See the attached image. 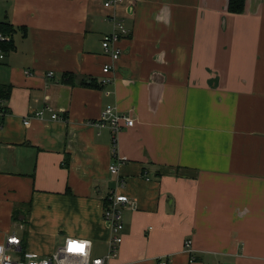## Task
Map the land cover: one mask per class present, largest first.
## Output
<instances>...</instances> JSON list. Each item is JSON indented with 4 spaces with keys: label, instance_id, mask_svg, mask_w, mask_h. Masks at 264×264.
<instances>
[{
    "label": "crops",
    "instance_id": "0c3cea01",
    "mask_svg": "<svg viewBox=\"0 0 264 264\" xmlns=\"http://www.w3.org/2000/svg\"><path fill=\"white\" fill-rule=\"evenodd\" d=\"M106 1L0 0L17 28L0 60V242L19 228L41 255L68 236L105 254L122 179L133 202L112 264H264V0ZM45 105L60 118L36 116ZM108 105L135 124L91 125Z\"/></svg>",
    "mask_w": 264,
    "mask_h": 264
},
{
    "label": "built area",
    "instance_id": "2783aa9c",
    "mask_svg": "<svg viewBox=\"0 0 264 264\" xmlns=\"http://www.w3.org/2000/svg\"><path fill=\"white\" fill-rule=\"evenodd\" d=\"M123 0H107L106 6L121 3ZM127 28L121 18L114 16V30L105 34L102 39L103 50L113 61L121 55V47L117 45L121 39V33H125ZM7 38L0 32V40ZM4 57V52L0 49V60ZM113 64L106 63L103 72L109 73ZM31 74L30 71H27ZM48 77L53 76V72L47 73ZM110 81L106 75L101 78L103 84ZM47 111L51 112V118H60L59 114L53 112L52 108L45 105L36 112L40 118L46 117ZM25 124L30 123V119H25ZM91 125L109 127L114 135L123 127H130L135 124V118L130 112H120L116 107L108 105L104 108L99 120L90 122ZM110 171L118 173V165L112 164ZM125 181L119 179L118 184L105 197V207L103 217L109 225L110 235L108 238L107 251L103 255H94L92 241L87 238L68 236L60 243L56 249L48 255H41L37 252L24 249L22 238L16 233L7 236L4 242H0V264H112V261L119 256L120 247L124 239V220L122 206L132 204L131 197L123 192ZM192 240L185 241L187 251H191ZM156 264H169L167 257L160 256L156 259Z\"/></svg>",
    "mask_w": 264,
    "mask_h": 264
},
{
    "label": "trees",
    "instance_id": "16d2710c",
    "mask_svg": "<svg viewBox=\"0 0 264 264\" xmlns=\"http://www.w3.org/2000/svg\"><path fill=\"white\" fill-rule=\"evenodd\" d=\"M246 0H229L228 9L231 12H243L245 9ZM17 28L8 22L0 23V32L7 38L0 40V49L3 50L4 54L10 51L13 48V38L12 34ZM67 74L66 76H68ZM63 77V80L66 82H71V77ZM11 85L10 84H0V100L4 101L10 96ZM0 112L5 114L8 112V109L4 105H0ZM1 123V119H0ZM16 211V210H15ZM19 214V211L17 212Z\"/></svg>",
    "mask_w": 264,
    "mask_h": 264
},
{
    "label": "rangeland",
    "instance_id": "374dc122",
    "mask_svg": "<svg viewBox=\"0 0 264 264\" xmlns=\"http://www.w3.org/2000/svg\"><path fill=\"white\" fill-rule=\"evenodd\" d=\"M15 232H17L18 235H23V232H21L19 228H17V230Z\"/></svg>",
    "mask_w": 264,
    "mask_h": 264
}]
</instances>
